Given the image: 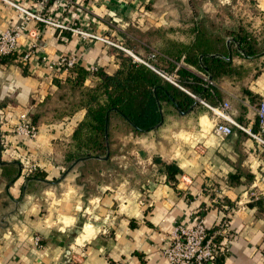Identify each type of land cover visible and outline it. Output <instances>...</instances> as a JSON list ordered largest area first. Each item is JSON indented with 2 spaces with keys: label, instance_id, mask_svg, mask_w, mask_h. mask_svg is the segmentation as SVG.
<instances>
[{
  "label": "crops",
  "instance_id": "1",
  "mask_svg": "<svg viewBox=\"0 0 264 264\" xmlns=\"http://www.w3.org/2000/svg\"><path fill=\"white\" fill-rule=\"evenodd\" d=\"M11 1L123 47L128 41L138 51L143 50L140 44L147 45L150 29L182 15L171 2L183 1L188 13L192 12L189 0H77L69 5L48 0L43 6L35 0ZM201 1L195 12L208 16L214 0ZM246 1L264 10L262 0ZM150 3L152 9L147 8ZM20 24L25 28L13 61L0 63V264H66L71 259L78 264H168L162 250L175 224L193 226L200 217L211 230L226 216L230 236L223 241L227 255L222 264H264V211L251 204L256 199L264 203V148L241 129L239 137L236 127L228 136H216L214 123L227 121L213 114L201 115L198 128L173 129L174 145L164 157L181 169L174 182L165 173L152 170L140 177L138 185L126 182L105 187L86 202L74 185L52 186L63 172L56 161L58 147L68 140L84 111L57 124H40L35 139L13 134L18 116L37 110L58 89L55 80L63 83L70 76L69 71L52 72L47 68L49 62L72 56L79 66L113 74L119 65L117 52L122 50L68 29L35 20L25 23L24 14L0 0V34ZM97 79L90 73L84 84ZM247 88L262 96L264 72L248 80ZM220 89L227 95L228 115L235 122L239 105L247 106L246 117L237 123L251 130L254 108L231 84L223 83ZM12 162L21 167L19 176L9 182L4 166ZM32 163L42 178L21 175L23 165ZM234 173L239 180L231 184L229 175ZM49 192L51 197L46 195ZM80 218L83 222L76 226ZM37 236L40 246L34 245Z\"/></svg>",
  "mask_w": 264,
  "mask_h": 264
},
{
  "label": "trees",
  "instance_id": "2",
  "mask_svg": "<svg viewBox=\"0 0 264 264\" xmlns=\"http://www.w3.org/2000/svg\"><path fill=\"white\" fill-rule=\"evenodd\" d=\"M214 1L211 14L201 17L195 12L203 4L201 0H189L191 13L183 1L171 2L170 6L180 9L182 15L170 18V23L164 26L150 29L148 47H142L143 54L134 44L126 42L124 47L128 46L135 56L154 69L119 51V65L113 74L98 69L92 72L75 64L63 83L55 80L58 89L31 113L32 122L35 125L59 123L66 116L84 111L68 140L58 147V164L66 169L80 159L71 169L77 172L79 166L108 162L124 145L128 153L136 148L155 170L174 182L181 169L164 157L174 145L170 132L181 122L195 127L196 121L191 119L197 120L210 112L200 100L212 106L228 102L220 89L223 83L235 86L238 95L254 108L251 131H258L255 108L261 96L247 88V81L256 78L264 68V10L252 1L246 9L237 5L221 7ZM147 8L152 9L153 4ZM255 24L263 28L257 31ZM14 53L1 56L0 63L13 61ZM90 73L98 79L85 85ZM160 73L170 76L172 81ZM205 76L212 77V85L206 84ZM197 98L199 101L189 110ZM45 104V110H40ZM246 108L239 105V113L234 116L238 123L246 117ZM120 138H124L123 144ZM20 167L16 162L4 166L9 182L19 176ZM31 175L42 178L39 171L34 170ZM238 180L239 174L229 175L231 184ZM251 204L264 211L262 199ZM215 240L223 242L219 235ZM226 255V251L218 253L214 264H222Z\"/></svg>",
  "mask_w": 264,
  "mask_h": 264
},
{
  "label": "built area",
  "instance_id": "3",
  "mask_svg": "<svg viewBox=\"0 0 264 264\" xmlns=\"http://www.w3.org/2000/svg\"><path fill=\"white\" fill-rule=\"evenodd\" d=\"M8 5L17 9L20 13L25 16V23L30 20H35L37 22L43 23L45 25L54 26L60 29H68L75 33L76 35L85 38V39H96L102 41L108 45L117 47L122 51L130 54L134 59L146 63L144 60L133 55L131 51L122 45L112 41L111 39L98 35L88 29L81 28L75 24H66L59 20H55L50 16L43 15L39 11H31L18 5L17 3L11 0H1ZM48 0H35V3L43 6ZM77 0H56L58 4L69 5ZM25 25L20 24L15 27L6 29L0 34V57L10 54L17 50L18 38L22 30H24ZM23 59H28V54L23 55ZM45 60V57H43ZM76 64L75 57L72 56H61L56 60H53L47 64V68L52 72L57 70L69 71ZM149 65L148 63H146ZM153 68L151 65H149ZM154 69V68H153ZM96 67H92L90 71H96ZM162 76L172 81L170 76H166L163 73H160ZM204 80L207 85H212V80H209V76H205ZM202 104L208 107L213 115L216 118H221L227 121L226 123H221L219 121L215 122L213 125V133L216 136H228L232 134L233 127L241 129L249 134V136L254 139L259 146L264 148V94L261 96V99L255 108L256 115L258 118V131L252 132L249 129L242 127L240 124L235 122L228 115V109L230 105L227 102L220 104L218 106H211L208 103L200 100ZM13 134L18 135L22 139H35L39 134V125H35L30 119L28 112L21 113L18 116L17 121L13 127ZM35 163L23 165L21 170V175H29L36 169ZM254 197H257L252 193ZM223 226V225H221ZM225 228L220 229H208L205 225L202 218H198L196 223L193 226H186L180 223H177L173 226V229L170 233V239L167 245L162 250V256L168 264H214V260L218 253L226 251L225 244L221 241L217 242L215 236L219 235L222 237L223 241L227 240V235H225V230L228 229V224L225 223ZM34 245L40 246L39 237H34ZM67 261L66 263H68Z\"/></svg>",
  "mask_w": 264,
  "mask_h": 264
},
{
  "label": "rangeland",
  "instance_id": "4",
  "mask_svg": "<svg viewBox=\"0 0 264 264\" xmlns=\"http://www.w3.org/2000/svg\"><path fill=\"white\" fill-rule=\"evenodd\" d=\"M228 3H229V5H237L239 7L245 8V9L248 8V6H249V1H246V0H232V1L229 0ZM254 27L256 28L257 31H260L263 28V26L261 24L260 25L255 24ZM140 45L143 47H145V46L148 47L147 45H144V44H140ZM129 51H131V50H129ZM123 52H125V51H123ZM139 52L143 54V53H145V50H140ZM125 53L128 54L127 52H125ZM263 72H264V68L262 69V71H260L259 75H261ZM232 88H233V90H236L235 86H232ZM234 94H236V93L234 92ZM221 104H223V103H221ZM32 112H33V110H32ZM208 114L212 115L213 113L210 110V112H208ZM28 115H29L30 119L32 120L30 111H29ZM191 121H193V122L196 121L195 127H188L187 126L188 124L181 122V124L178 123V125H176L173 129L176 130V128L182 127V126L188 127V128H198L199 127L197 124L198 119L196 120L193 118V119H191ZM173 129L170 132L171 134L173 132ZM240 131L241 130H237L238 136H239ZM244 134H245L244 136L247 135L246 133H244ZM172 140H173V138H172ZM119 141L123 144L124 138H120ZM173 142H174V140H173ZM134 149L135 150L128 153L127 151H125L124 145H122L117 149V153H116L117 155H114V157L111 160H109L108 162L95 163V164L93 163L90 165L79 166L76 170L77 172H71V170H70L65 175V177L63 179H61L60 181H57L62 176V174L65 173L66 170L70 167L69 166L68 168L65 169V167L63 166V172L61 173V176L57 180H54L53 184H51V185L57 186V187L62 183L74 185V186L78 187V189L82 193V196H83V199L85 202L87 201L88 198H92L94 195H97L98 193H100V191L105 187L116 188V187H119V186L125 184L126 182H129L130 184H133V185H138L141 182L140 177L142 175L143 176L148 175L149 172H151L152 170H155V167L149 162V159L145 158V155L140 156V154L138 152H136V148H134ZM171 149H172V147L169 149L168 152H170ZM130 154H131V156L127 158L126 156H129ZM135 156H136V158H135ZM131 158H134V159H131ZM165 159L167 160V158H165ZM76 164L72 168H74L76 166ZM82 222H83V219L80 218V220H78V223L76 224V226H80L82 224ZM225 223L228 224V217L227 216L224 217L223 219H221L220 223L218 224V227L220 229L225 228V226H224ZM221 225H223V226H221ZM225 231H226L225 235H227V238H228L230 236V234H229L230 232L228 229H226ZM66 264H78V262L73 261L71 259Z\"/></svg>",
  "mask_w": 264,
  "mask_h": 264
},
{
  "label": "water",
  "instance_id": "5",
  "mask_svg": "<svg viewBox=\"0 0 264 264\" xmlns=\"http://www.w3.org/2000/svg\"><path fill=\"white\" fill-rule=\"evenodd\" d=\"M209 80H212V77L211 76H209ZM199 101V98H197L196 100H195V102L193 103V105L190 107V109L189 110H191L193 107H194V105L197 103ZM188 110V111H189ZM181 113H183V112H181ZM107 157V156H106ZM78 160H80V159H78ZM78 160H76L74 163H72L71 165H70V167L66 170V172L65 173H63L62 174V176L57 180V181H60L61 179H63L64 177H65V175L72 169V167L78 162Z\"/></svg>",
  "mask_w": 264,
  "mask_h": 264
},
{
  "label": "clouds",
  "instance_id": "6",
  "mask_svg": "<svg viewBox=\"0 0 264 264\" xmlns=\"http://www.w3.org/2000/svg\"><path fill=\"white\" fill-rule=\"evenodd\" d=\"M222 3H227L229 2V0H221ZM262 2H264V0H262ZM47 196L51 197L52 196V193L49 192V193H46ZM93 203H95V201H93ZM34 210V209H33ZM69 223V221H65V224ZM87 227V226H86ZM60 231H63V228L60 229ZM79 242V241H78Z\"/></svg>",
  "mask_w": 264,
  "mask_h": 264
},
{
  "label": "bare ground",
  "instance_id": "7",
  "mask_svg": "<svg viewBox=\"0 0 264 264\" xmlns=\"http://www.w3.org/2000/svg\"><path fill=\"white\" fill-rule=\"evenodd\" d=\"M206 123H207V121H206V118L204 117L203 120H202V124L205 126Z\"/></svg>",
  "mask_w": 264,
  "mask_h": 264
}]
</instances>
